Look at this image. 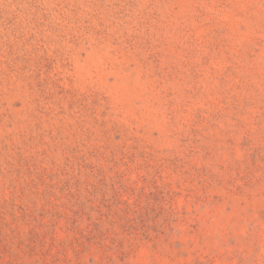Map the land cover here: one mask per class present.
Returning a JSON list of instances; mask_svg holds the SVG:
<instances>
[{
    "label": "rangeland",
    "instance_id": "374dc122",
    "mask_svg": "<svg viewBox=\"0 0 264 264\" xmlns=\"http://www.w3.org/2000/svg\"><path fill=\"white\" fill-rule=\"evenodd\" d=\"M0 264H264V0H0Z\"/></svg>",
    "mask_w": 264,
    "mask_h": 264
}]
</instances>
